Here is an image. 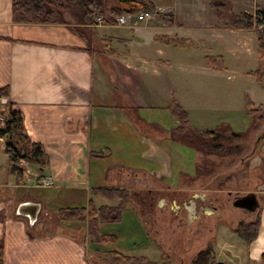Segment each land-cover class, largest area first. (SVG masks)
Listing matches in <instances>:
<instances>
[{"label":"crops","instance_id":"crops-1","mask_svg":"<svg viewBox=\"0 0 264 264\" xmlns=\"http://www.w3.org/2000/svg\"><path fill=\"white\" fill-rule=\"evenodd\" d=\"M150 1L160 13L180 17V25L166 27L157 16H151L152 22L133 28L110 24L113 30L106 26L100 34L96 26L93 29L83 25L85 32L92 31L93 36L88 32L87 37V33H75L69 23H15L12 0H0V90H4L0 111L20 112L24 133L32 143L40 145L47 158L45 166L32 167V173L55 185L39 186L34 181L17 186L7 159L0 162L2 264H87V233L79 236L76 231L73 234L43 229L39 225L41 210L46 208V221H54L51 209L55 204L86 207L92 201L98 209L105 203L98 202L103 200L92 194L93 188H123L115 184L131 174H159L160 167L167 166V149L175 142L169 138V131L178 124L177 117L168 111L173 103L188 113L192 127L212 129L225 122L227 116L230 118L226 123L230 124L233 117L229 110H222L230 114L221 118L206 108L220 101L224 105L226 101L223 83L218 80L222 71L210 68L206 62V56L225 61L222 52L211 50L196 57L171 43L177 37L191 47L203 40L199 34L186 33L199 30L196 22L205 24L213 40L226 33L217 20L209 18L213 14L211 0H188L189 7L185 8L173 0ZM199 15L207 16V23ZM103 38L107 42L104 57L101 50L95 49L97 41ZM194 60L196 68L185 65ZM210 81L215 85H210ZM236 103L240 108V97ZM23 174L26 177V172ZM28 193L33 194L30 197ZM198 194L201 193L193 198ZM52 201L55 204L51 208ZM24 202L40 204L35 221L17 213L19 204ZM257 212V236L247 244L245 261L233 260L234 264H258L261 260L263 204ZM213 215L217 212L206 216ZM196 217L191 224L200 220ZM117 227L120 224H101L99 231L112 233ZM88 244L102 250L110 247ZM118 245L123 244L117 242L115 248Z\"/></svg>","mask_w":264,"mask_h":264},{"label":"rangeland","instance_id":"rangeland-1","mask_svg":"<svg viewBox=\"0 0 264 264\" xmlns=\"http://www.w3.org/2000/svg\"><path fill=\"white\" fill-rule=\"evenodd\" d=\"M173 1L177 2L178 6H182V8L189 7L188 0ZM228 1L231 3V10L234 13L247 10L250 14H254L257 10L264 9V0ZM47 2H45L47 3L45 8L51 9H55L53 6L58 7V4L63 3V23H69L71 26H74L72 30L78 35L87 33L88 37L91 33L90 36H93L90 29L86 32L84 31L87 28L83 25L96 26L99 29V34L105 32L106 29L104 28L106 26L107 30H113L111 25L107 24L104 19H102V24H96L97 20H95V23L91 25L79 20L78 14L80 15L81 11L74 5L73 0H47ZM107 3L110 5L112 1L108 0ZM165 3L167 2L165 1ZM68 4L71 6H68ZM197 6L200 7L198 4ZM210 8L213 11L211 5ZM27 9H30L29 11L31 12L29 4ZM105 11L106 13H110L108 7H105ZM130 15L133 17V14ZM209 16L211 20L213 18L217 20L216 22H219L214 14ZM198 17L203 18V22L207 23V16L199 15ZM150 18H143L138 22H135L131 18L128 22H123L124 24H118L117 21L116 24L123 28H133L141 23L148 24L152 22L153 19ZM175 19L178 21L180 17ZM15 23L62 24L57 22ZM162 24L166 27H175L163 22ZM198 24L200 23L196 22L199 30L194 32L189 30L186 33L192 35L199 34L203 40L196 41L197 43H193L191 47L187 46L190 43L185 44L182 40L178 46L182 47L187 55L201 57L214 50L221 51L225 58V61L221 60L223 59L221 57L215 60L216 65H223V68L219 69L222 72L218 74V80L220 83H223L225 104L223 105V101H220L206 108H210L209 110L216 112V115H219L221 118L231 113V117L233 118L229 123L235 131L246 130L249 126V116L246 108H258V111L254 114L255 120L253 121V126L250 127L246 139L234 140L232 142V144L236 145L242 144L244 149L238 155L220 158L214 154L208 155L198 152L194 148L178 142L171 143L172 148L167 149L170 151V154H168L169 158L166 159L167 166L160 167L161 172L156 174L155 177L151 175L139 174L136 176L131 174L129 177H125L123 181H117L115 185H123V188L119 189L125 190L127 194L125 209L128 210L124 212L125 209H123L119 220L115 222L99 219V216L95 212L94 215L96 216L98 228L97 236L99 239L91 233L89 227L90 215L88 214V209L93 206L92 201H89L87 206L84 207V213L78 210L79 212L75 215L76 220L61 219L59 217V209H67L69 206L59 207L54 203L55 201H52L49 205L52 208L55 204V207L51 209L53 216L55 215L56 217L55 220L46 221L47 218H44V210L46 208H43L40 213L39 225L43 229L48 230L60 229L64 232H72L73 234L77 232L79 236L85 235L86 232L87 250L89 252L87 264H193L197 255L207 248L211 249V255L216 262L234 264L233 260L243 262L246 259V247L249 242L239 237L236 233V228L241 221L248 222L256 218L258 212L253 213L251 217L243 210L234 207L232 201L237 195L240 196L254 192L260 204L264 205V47L260 46L256 35L252 32L225 28L226 33L220 35L218 37L219 40H213L214 35L211 39V35L206 29L205 24ZM189 27H191V24H189ZM174 38L176 39L177 37ZM174 42L172 41L171 43ZM106 45L107 42L104 38L95 44V49L101 50L100 52L102 53L100 55L103 57L104 51L107 50ZM88 47L90 48L89 44ZM89 48L86 49L89 50ZM185 65L190 68L198 66L196 60L187 62ZM220 83L219 86H222ZM210 85L215 84L213 81H210ZM239 97L241 109L236 103ZM197 108L204 110L201 107ZM222 110H229L230 113H222ZM9 113L7 109L6 111H0V131H5L2 139H0V162H4V159H7L8 167L12 164L9 161L10 154L16 152L22 155L36 145L29 140L24 131L20 136L15 133H12L10 138L6 136L11 124L8 123ZM225 118H227L226 122L229 121L228 118L230 117L227 116ZM177 120V125H180L181 121L178 117ZM169 138L171 139L170 132ZM11 141L15 149L7 146L8 142L10 143ZM1 146H3L5 153L2 152ZM14 164L22 171V176L16 177L14 175L17 186L24 187L34 181L37 185L42 186V177L41 179L36 178L37 173H32L34 166H41L40 163L35 161H23L21 163V160H19L14 162ZM203 165H206L207 171L202 169ZM42 166L44 167L45 165ZM23 172H26V177H24ZM53 186L55 185H51L50 183L46 187ZM100 188L106 187H95L91 190L93 195H97L103 200H99L98 202L105 203L101 204L100 208L103 206L115 207L119 203V200L116 197L109 198L98 193L96 190ZM148 188L152 189L149 191L151 193L146 191ZM135 191L141 193L142 196H155L156 200L142 199L141 201L139 195L133 193ZM29 193L30 197L33 193L36 194L34 191L31 194ZM196 193L204 194L203 197L215 205L217 215L207 217L201 214L199 216L200 220L191 224L192 222H188L185 209L182 208L177 216L176 212L171 208V202L175 199L177 204H182L192 199ZM161 199L166 201L165 206H160L159 201ZM122 214H125L124 218ZM101 224H114L115 226L120 224V227H117L112 233L101 234L99 231V225ZM88 242L94 244L102 243L103 245L106 244V246L110 244V247H106L109 248L107 250H102V248L95 249L92 246L90 247ZM117 242L123 244L122 247L118 245L120 247L118 249L115 248V243ZM258 264H264L262 258Z\"/></svg>","mask_w":264,"mask_h":264},{"label":"trees","instance_id":"trees-1","mask_svg":"<svg viewBox=\"0 0 264 264\" xmlns=\"http://www.w3.org/2000/svg\"><path fill=\"white\" fill-rule=\"evenodd\" d=\"M74 5L80 9L81 13L78 14L79 20L85 24H94L97 17H101L107 24H116V17L122 13H128L137 15L142 12H148L151 16H157L164 24L169 26H179L180 23L172 16L168 14H162L151 1L146 0H111L109 5L108 0H73ZM47 0H12V19L15 22H57L63 23V3L58 4V7L53 6L55 9L45 8ZM30 6L31 12L27 9ZM27 5V6H25ZM53 5V4H52ZM70 4H68L69 6ZM210 5L213 7V14L218 18L217 25L223 28H234L238 30H245L252 32L256 35L257 40L261 47H264V9L257 10L256 13L250 14L246 12L234 13L232 12L231 3L228 0H212ZM71 6V5H70ZM75 7V8H76ZM105 7L110 9V13H106ZM45 10V11H44ZM29 11V12H28ZM44 11V12H43ZM176 45L181 41L173 39ZM220 57L206 56V62L212 69H222L215 64V60ZM222 60V59H221ZM220 60V61H221ZM4 93V90H0V96ZM248 104V103H246ZM246 112L249 116V126L246 130L235 131L232 126L226 122H221L214 126L212 129H198L192 127L189 122L188 113L176 103H173L169 108V113L178 117L181 121L180 125L172 128L169 132L171 139L175 142L181 143L185 146L194 148L196 151L208 154L217 155L218 157L238 155L240 151L244 149L242 144H232L234 140L246 139L250 127L253 126L255 120V112L258 108H246ZM8 123L10 128L8 136L12 133L19 134L23 132V124L21 114L18 111L9 109ZM251 125V126H250ZM4 132L0 131V137L4 135ZM10 140V139H9ZM36 144V143H34ZM8 147L14 148L12 141L7 144ZM32 149L26 151L24 154L19 155L14 152L9 155V161L12 163L9 170L16 176H22V171L18 166H15L14 162L19 160L35 161L42 165H45L47 158L45 153L41 149L40 145H34ZM15 149V148H14ZM15 151V150H14ZM206 165H203L202 169L207 171ZM98 193L113 198L116 197L119 203L115 207L103 206L99 207L96 211L94 205L88 209L90 215L89 227L91 233L97 236V223L96 215L99 219L115 222L119 220V217L125 209L127 194L125 190L119 188H100L96 190ZM59 217L63 220H76V213L79 211L85 212L84 207H67V209H59ZM79 210V211H78ZM260 225L259 215L251 221L240 222L236 228V233L239 237L247 242L256 238ZM264 263V253L261 256ZM4 259V243L0 241V264ZM193 264H225L222 262L214 261L211 255V249L207 248L200 252Z\"/></svg>","mask_w":264,"mask_h":264},{"label":"water","instance_id":"water-1","mask_svg":"<svg viewBox=\"0 0 264 264\" xmlns=\"http://www.w3.org/2000/svg\"><path fill=\"white\" fill-rule=\"evenodd\" d=\"M232 205L236 208L242 209L247 214H253L260 207V202L257 195L254 192H249L245 195H237L232 201ZM40 210V204L36 202H24L19 204L17 213L25 215L29 218L30 222H33L37 218V214ZM194 218L188 219L191 222Z\"/></svg>","mask_w":264,"mask_h":264},{"label":"flooded vegetation","instance_id":"flooded-vegetation-1","mask_svg":"<svg viewBox=\"0 0 264 264\" xmlns=\"http://www.w3.org/2000/svg\"><path fill=\"white\" fill-rule=\"evenodd\" d=\"M138 195H139V198L141 199V201H142V199L143 200H147V199H149V200H151V201H155L156 200V198H155V196H148V195H144V196H142L141 194H139L138 193ZM165 200L163 199H161L160 201H159V204H161L160 206H165ZM211 202H208L204 197H203V195H200V194H198V195H196V196H194V198L193 199H190V200H188L187 202H184V203H182V204H175V199L174 200H172V202H171V208H172V210L174 211V212H176V215L178 216L179 215V212H180V209H182V208H184L185 209V211H186V215H187V218L189 219V215H190V218L192 217H196V216H198V218H199V216L201 215V214H204V215H207V214H212V213H216V211H215V206H211V204H210ZM242 210V209H241ZM246 213V212H245ZM247 214V213H246ZM197 218V217H196Z\"/></svg>","mask_w":264,"mask_h":264},{"label":"built area","instance_id":"built-area-1","mask_svg":"<svg viewBox=\"0 0 264 264\" xmlns=\"http://www.w3.org/2000/svg\"><path fill=\"white\" fill-rule=\"evenodd\" d=\"M151 17V14L148 12H142L139 13L137 15H133V17L129 14H121L117 17V23L118 24H124L123 22H128L129 20H131V18L135 21L138 22L140 20H142L143 18H148ZM97 22L96 24H102V18L101 17H97ZM42 186H47L50 184V180L49 179H43L42 180Z\"/></svg>","mask_w":264,"mask_h":264}]
</instances>
